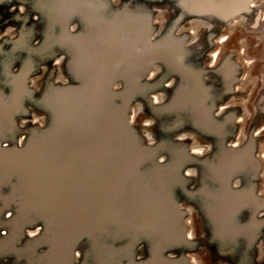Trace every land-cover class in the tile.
<instances>
[{
    "label": "rangeland",
    "instance_id": "obj_1",
    "mask_svg": "<svg viewBox=\"0 0 264 264\" xmlns=\"http://www.w3.org/2000/svg\"><path fill=\"white\" fill-rule=\"evenodd\" d=\"M0 199V264H264V0H0Z\"/></svg>",
    "mask_w": 264,
    "mask_h": 264
},
{
    "label": "bare ground",
    "instance_id": "obj_2",
    "mask_svg": "<svg viewBox=\"0 0 264 264\" xmlns=\"http://www.w3.org/2000/svg\"><path fill=\"white\" fill-rule=\"evenodd\" d=\"M118 16V15H117ZM117 18V17H116ZM49 39V38H48ZM74 46V45H73ZM126 71V70H125ZM127 84V83H126ZM13 187V186H12ZM1 200V199H0ZM27 204V203H26ZM14 255V254H13ZM34 255V254H33ZM43 262V261H42Z\"/></svg>",
    "mask_w": 264,
    "mask_h": 264
}]
</instances>
